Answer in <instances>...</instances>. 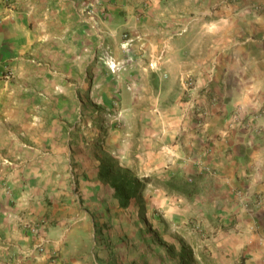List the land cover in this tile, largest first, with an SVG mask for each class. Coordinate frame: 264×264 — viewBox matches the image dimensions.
<instances>
[{
    "label": "crops",
    "instance_id": "crops-1",
    "mask_svg": "<svg viewBox=\"0 0 264 264\" xmlns=\"http://www.w3.org/2000/svg\"><path fill=\"white\" fill-rule=\"evenodd\" d=\"M167 1L0 0V264H133L117 228L130 207L101 165L76 192L54 183L70 150L56 144L51 98L73 85L69 61L123 54L131 76L130 62L157 63L141 75L140 157L155 178L147 195L204 232L186 231L179 252L194 251L195 264H264V0Z\"/></svg>",
    "mask_w": 264,
    "mask_h": 264
},
{
    "label": "rangeland",
    "instance_id": "rangeland-1",
    "mask_svg": "<svg viewBox=\"0 0 264 264\" xmlns=\"http://www.w3.org/2000/svg\"><path fill=\"white\" fill-rule=\"evenodd\" d=\"M171 1H167L166 5H174ZM178 1L176 5L182 8L189 5V0ZM204 1L201 0L202 5ZM226 2L228 0H213L212 4L218 8ZM180 16L187 21L190 15L182 13ZM118 37L129 40L130 30L120 33ZM129 43L133 42L130 40ZM125 58L123 54L122 59L114 63L104 56L99 62L91 60V56L83 64L77 63V60L69 61L73 85L70 91L62 90L51 98L54 117L59 120L56 144L70 150L67 177L64 173L60 177L54 175V183L67 184L69 189L76 192L81 186L99 180L96 173L102 163L114 164L116 174L137 178L144 184L138 201L133 200L130 208L117 213L119 220H123L117 224V228L126 230L132 241L133 264H158L161 261L195 264L194 251L184 248L179 252V246L187 245L189 238L185 232L190 229L199 231L198 225L189 219L186 222L171 220L164 208L156 204V197L147 195V183L144 182L145 171L140 157L143 128L140 118L146 113V109L142 108L141 85L144 86L147 79L141 75L146 73L144 68L152 69L157 63H149L143 58L132 61L130 64L138 74L131 76L125 68L129 64ZM98 72L100 78L97 77ZM148 80L151 78L148 77ZM152 81L156 82L153 77ZM131 82L138 87L137 92L128 89ZM65 164L62 163L63 167ZM150 178L151 181L155 180L154 177ZM105 193L108 194L107 190ZM78 197L83 201L81 194ZM201 233H204L203 230Z\"/></svg>",
    "mask_w": 264,
    "mask_h": 264
},
{
    "label": "trees",
    "instance_id": "trees-1",
    "mask_svg": "<svg viewBox=\"0 0 264 264\" xmlns=\"http://www.w3.org/2000/svg\"><path fill=\"white\" fill-rule=\"evenodd\" d=\"M101 176L110 183L115 190V197L118 199L121 208H128L133 200L138 197L143 188V183L128 175H119L114 172L113 165L101 164ZM150 177H144V182H150Z\"/></svg>",
    "mask_w": 264,
    "mask_h": 264
},
{
    "label": "built area",
    "instance_id": "built-area-1",
    "mask_svg": "<svg viewBox=\"0 0 264 264\" xmlns=\"http://www.w3.org/2000/svg\"><path fill=\"white\" fill-rule=\"evenodd\" d=\"M37 250L39 251V252H44L45 251V247L44 246H39L38 248H37Z\"/></svg>",
    "mask_w": 264,
    "mask_h": 264
}]
</instances>
